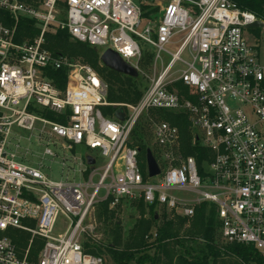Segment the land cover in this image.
<instances>
[{
  "label": "built area",
  "instance_id": "built-area-1",
  "mask_svg": "<svg viewBox=\"0 0 264 264\" xmlns=\"http://www.w3.org/2000/svg\"><path fill=\"white\" fill-rule=\"evenodd\" d=\"M21 21L30 24L24 35ZM255 21L233 0H0V264H105L79 244L90 212L140 202L185 219L206 204L225 245L251 246L264 260V65L246 36ZM56 32L98 57L113 51L137 74V40L151 47L140 99L109 104L98 72L46 48L45 35ZM57 71L64 88L50 77ZM119 107L123 121L114 117ZM169 114L185 118L192 154ZM143 118L153 177L131 142ZM76 147L103 163L88 153L82 161ZM45 159L71 181L49 180ZM60 217L67 229L53 237ZM23 236L29 244L20 250L13 240ZM35 239L40 250L30 259Z\"/></svg>",
  "mask_w": 264,
  "mask_h": 264
},
{
  "label": "trees",
  "instance_id": "trees-1",
  "mask_svg": "<svg viewBox=\"0 0 264 264\" xmlns=\"http://www.w3.org/2000/svg\"><path fill=\"white\" fill-rule=\"evenodd\" d=\"M236 5L245 11L252 13L257 20H264V0H233ZM29 23V22H28ZM30 24L25 21H21L19 24V34H26V28H29ZM30 37L37 34V31L29 29L27 31ZM46 48L54 54L67 56L68 58L81 59L82 62L90 64L96 72L102 76V80L107 85V102L109 104H130L136 103L141 93L137 91L134 84V79L131 77L117 74L108 70L105 67H98L99 58L97 52L90 49L84 44L72 42L69 40L68 35L65 32H56L45 35ZM65 71L52 72L50 77L53 82L59 87H65ZM123 77L121 80L119 77ZM111 111V108H106ZM167 120L176 125L180 130L181 144L185 154H192L188 145L190 143V137L187 132V124L185 118L181 115H165ZM135 145L140 149V153H144L147 149L146 145H143V131L134 135ZM102 207V214H105L108 210L107 203L100 204ZM143 206L140 202L139 206ZM138 206V207H139ZM151 218L149 221L154 225L156 223L153 207L148 208ZM158 219V218H157ZM165 220L160 228L157 230V237L154 241L148 243L144 238L146 236L145 231L140 236L139 241H136L137 236L134 237L132 245L124 248L123 251L118 252L116 250L111 251V260L113 264H129L134 262L135 264H160L162 256L166 257L165 264H174L172 256L170 255V244L175 245L183 250L182 255H179L178 262L175 264H209L210 259L212 262L222 259L225 256L234 257L240 264H264V260L259 257L255 250L251 246L245 245H229L225 251H221L215 247V232L217 231L215 222V213L213 208H208L206 204H201L195 208L194 216L187 220L185 218H174V221ZM146 221V220H145ZM150 222L149 225H150ZM188 223V228H184V225ZM216 228V229H215ZM144 229V228H143ZM183 229V230H182ZM184 235L179 236L180 232ZM217 233V232H216ZM198 242H200L198 244ZM16 247L23 248L24 243L21 241H14ZM135 243V244H134ZM95 247L96 252L87 250L84 253L93 254V256L101 255L100 250ZM153 251L152 255H148L147 252ZM30 259H35L36 254H31Z\"/></svg>",
  "mask_w": 264,
  "mask_h": 264
},
{
  "label": "rangeland",
  "instance_id": "rangeland-1",
  "mask_svg": "<svg viewBox=\"0 0 264 264\" xmlns=\"http://www.w3.org/2000/svg\"><path fill=\"white\" fill-rule=\"evenodd\" d=\"M260 21L264 23V20H260ZM246 33L249 42L257 47L260 64L264 65V28L247 30ZM137 43L142 52L143 59L140 64V74H138L137 78H133V79L137 91L141 93L144 90V88L147 87V84L149 83V78L152 75L151 65H152V58L155 53L151 47L147 46L143 42L137 40ZM170 51H174V49L171 48ZM71 59L92 67L90 64L82 62L81 59H74V58ZM168 59L169 57L167 55L165 54L162 55L163 61L167 62ZM98 67H102V64L100 62L98 64ZM119 78L121 80L123 79L122 76ZM101 79H103L102 76ZM101 112L102 115L105 117H110V116L112 117L111 111H108V109L106 108L101 109ZM149 130H150V124L146 118H143L139 121L136 132L134 133L135 135L137 133H140V131H143L142 142L143 145L146 146L149 144V138H150ZM134 135L131 141L133 144H135ZM32 148L35 149L33 145ZM75 152H78L79 154L82 155V161H84L83 156H85V154L88 153V154H93L97 157L96 164L98 166H100L103 163L102 159L99 158V156H97L93 151H88V150H84L83 148L76 147ZM138 161L141 166L143 167L145 166V153L139 154ZM43 163H44L43 174L49 180L53 182L66 181V180L71 181L72 176L69 173L67 174L66 172H61L58 164L51 162L50 159H45ZM175 196L180 198L192 197L189 194L180 195L179 193H175ZM138 206L139 203L124 204L123 207H120L115 211L107 210L105 214H102L103 209L101 205L96 206L90 212L88 219L85 221L86 232L79 239V244L81 246V249L85 252L87 250H92V252H96L94 249L95 247H97L101 252V255L99 256L102 257L104 263L113 264L111 260V251L112 250H116L118 252L123 251L125 247L132 245L131 241L134 242V237L137 236L135 243L139 241L140 236L143 235L146 230H147L145 232L146 236L144 239L148 241V243L154 241L155 238L157 237L158 228L162 226L165 220L163 219V216L160 213H156L157 215L156 217L158 219H155L156 223L153 225L149 221L151 215H149L148 210L141 205L139 207ZM174 218L175 217H166V220L174 221L175 220ZM63 219H64L63 217L59 218L57 225L52 233L53 237H59L67 229L68 224L64 223ZM148 222H150V225ZM184 228H188V223L184 225L183 229ZM216 232H215V241H216L215 247L221 251H225V249L229 245H225L218 237V234ZM153 234H156L155 238L153 237ZM179 234L180 237L184 235L182 231ZM21 239L22 242L23 241L26 242L24 243L23 248H19V249L24 250V248L29 244L28 243L29 238L27 236H23ZM199 243L200 242H198V244ZM29 249L31 254H36L40 250V242L37 239L33 240V242L29 245ZM169 251L171 253L170 255L172 256L173 263L175 264L176 261L178 262L177 257L179 255H182L183 250L175 245L170 244ZM153 253H154L153 251L147 252L148 255H152ZM89 255L93 256V254L90 253ZM161 258L162 260L160 261V264H165L166 259L164 258L166 257L162 256ZM129 264H135V263L131 262ZM209 264H240V263L234 257L225 256L222 257V259L217 260L215 263L212 262V260L210 259Z\"/></svg>",
  "mask_w": 264,
  "mask_h": 264
},
{
  "label": "water",
  "instance_id": "water-1",
  "mask_svg": "<svg viewBox=\"0 0 264 264\" xmlns=\"http://www.w3.org/2000/svg\"><path fill=\"white\" fill-rule=\"evenodd\" d=\"M248 29H261L264 28V23L260 21H255L252 25L247 27ZM99 62L102 64L103 67L107 68L110 71H113L117 74L131 77V78H137L138 74L137 72L128 66L126 63H124L120 57L114 53L111 50L105 51L100 57ZM114 117L118 119L119 121H123L124 119V111L122 107H119L114 112ZM140 151V149H139ZM145 161L148 168V175L149 177H153L159 174L158 166L154 160V158L151 155V152L149 149L145 150ZM87 165H93L94 160L90 157H86ZM155 219L157 217L155 216Z\"/></svg>",
  "mask_w": 264,
  "mask_h": 264
}]
</instances>
